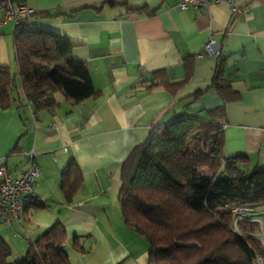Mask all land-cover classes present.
<instances>
[{
	"label": "crops",
	"instance_id": "0c3cea01",
	"mask_svg": "<svg viewBox=\"0 0 264 264\" xmlns=\"http://www.w3.org/2000/svg\"><path fill=\"white\" fill-rule=\"evenodd\" d=\"M21 1L47 13L38 27L73 44L72 57L89 69L97 93L73 105L58 92L53 110L36 112L19 87L11 106H0V164L16 175L34 151L40 171L41 203L23 209L20 225L0 226L11 253L24 255L60 223L70 264H149L148 242L122 216L121 166L153 127L181 115L225 105L224 155H247L264 170V0H236L244 7L236 15L227 4L183 10L177 0ZM15 29L0 26V67L13 74ZM220 52L234 99L225 103L214 89L193 98L211 84ZM70 162L83 183L67 197L62 172Z\"/></svg>",
	"mask_w": 264,
	"mask_h": 264
},
{
	"label": "trees",
	"instance_id": "16d2710c",
	"mask_svg": "<svg viewBox=\"0 0 264 264\" xmlns=\"http://www.w3.org/2000/svg\"><path fill=\"white\" fill-rule=\"evenodd\" d=\"M105 5L127 6L115 1ZM128 10L153 15L157 9ZM46 14L35 11L34 17ZM14 46L17 72L0 67L1 108L11 106L19 87L36 112L53 110L58 92L73 105L96 95L89 69L73 59L69 40L23 23L16 26ZM218 55L211 84L193 98L214 89L225 103L234 99L231 81L224 75L223 54ZM205 114H185L156 125L122 163L118 202L125 225L148 242L149 264H259L264 259L260 224L240 219L235 225L230 210L249 206L264 211V198L253 205L240 203L255 200L264 185L251 194L230 189L231 180H242L252 188L262 170L251 165L247 155H224L225 105ZM82 183L81 170L70 162L62 172L67 197ZM65 240V229L56 223L30 243L25 258L13 264H70ZM10 254L0 238V264H11Z\"/></svg>",
	"mask_w": 264,
	"mask_h": 264
},
{
	"label": "built area",
	"instance_id": "2783aa9c",
	"mask_svg": "<svg viewBox=\"0 0 264 264\" xmlns=\"http://www.w3.org/2000/svg\"><path fill=\"white\" fill-rule=\"evenodd\" d=\"M212 4H227L234 15L242 13L244 7L236 0H177V6L183 10L207 9ZM35 10L21 0H0V26L13 23L15 26L23 23L34 25L38 19L34 17ZM215 41L210 40L205 49L208 53L213 51ZM27 168L13 175L7 166L0 164V224L20 225L23 209L29 205L41 203L40 197L35 192L36 178L40 171L35 161L34 151L26 153ZM82 204V203H81ZM235 219L259 222L261 227L260 237L264 246V219L258 217V212L249 206H235L230 208ZM264 264V259L258 261Z\"/></svg>",
	"mask_w": 264,
	"mask_h": 264
},
{
	"label": "rangeland",
	"instance_id": "374dc122",
	"mask_svg": "<svg viewBox=\"0 0 264 264\" xmlns=\"http://www.w3.org/2000/svg\"><path fill=\"white\" fill-rule=\"evenodd\" d=\"M13 71L16 72V68L13 69ZM259 170H262V169H259ZM264 185V170H262V173L259 177V181L252 187V188H248L244 181L242 180H231L230 182V189L231 190H235L237 193H246V194H251V193H256L260 187ZM264 191L261 192H257L256 194V199L254 200V198H248V199H244L242 201H240L241 204H246V205H253L254 203L256 204L257 202L259 201H262L263 198H264ZM259 211H258V217L261 218V219H264V211L261 209V208H258ZM257 223H259L257 221ZM5 224H0V226H3ZM262 236V234H260V237ZM28 251V249H27ZM27 251L24 255H17L16 253H11L10 256L8 257V262L13 264L17 261H20L22 260L23 258L26 257V254H27Z\"/></svg>",
	"mask_w": 264,
	"mask_h": 264
}]
</instances>
